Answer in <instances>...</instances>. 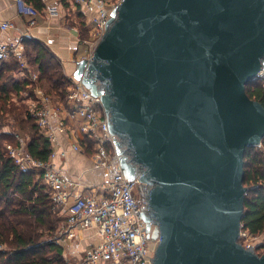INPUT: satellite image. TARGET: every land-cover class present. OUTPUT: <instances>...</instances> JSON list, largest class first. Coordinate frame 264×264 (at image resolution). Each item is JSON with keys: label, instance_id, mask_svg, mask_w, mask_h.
Returning a JSON list of instances; mask_svg holds the SVG:
<instances>
[{"label": "water", "instance_id": "95a60500", "mask_svg": "<svg viewBox=\"0 0 264 264\" xmlns=\"http://www.w3.org/2000/svg\"><path fill=\"white\" fill-rule=\"evenodd\" d=\"M262 69L264 0H123L76 61L121 170L146 186L151 264H264L238 241L244 153L264 138L245 86Z\"/></svg>", "mask_w": 264, "mask_h": 264}, {"label": "built area", "instance_id": "2783aa9c", "mask_svg": "<svg viewBox=\"0 0 264 264\" xmlns=\"http://www.w3.org/2000/svg\"><path fill=\"white\" fill-rule=\"evenodd\" d=\"M17 14L28 17V27L37 26L39 10L25 0H13ZM75 6L90 11L86 20L87 49L78 59L90 60L95 46L102 37L110 13L123 0H68ZM55 10L50 8L48 13ZM16 29L13 22L0 20V30ZM39 39L17 31L8 39H0V62L14 58L18 75L35 83L32 97H26L28 111L35 117L38 132L47 137L50 152L45 159L34 157L27 149L24 136L13 132L16 144H7L10 158L22 170H33L40 174V180L47 188L58 209L66 205V214L54 241L67 245L78 230H94L98 242L86 246L79 253L76 264H151L158 239H152L146 232L144 215L149 212L147 198L139 181L127 178L119 165V154L115 150L114 136L109 130L107 118L99 95L91 93L80 79L64 74L67 91L62 100L57 95L45 92L36 69L30 67L25 55V41ZM61 64V60L51 52ZM255 78H264V69ZM264 86V85H263ZM69 140V148L62 145V138ZM64 138V139H65ZM93 142L91 155L93 168L111 171L110 176L96 189L84 188L81 193L73 192V185L56 163L58 156L68 150L84 152L81 140ZM250 235L240 228L238 241L245 247L264 250V239L247 242Z\"/></svg>", "mask_w": 264, "mask_h": 264}, {"label": "trees", "instance_id": "16d2710c", "mask_svg": "<svg viewBox=\"0 0 264 264\" xmlns=\"http://www.w3.org/2000/svg\"><path fill=\"white\" fill-rule=\"evenodd\" d=\"M25 1L38 10L44 8L42 0ZM76 16L80 18L76 26L79 34L85 37L80 12ZM25 55L30 67L38 71L45 92L63 100L67 81L55 56L34 40L25 41ZM18 70L14 58L0 62V242L8 240L10 244L9 248H0V264H65L62 245L53 238L64 218L53 208L39 172L20 169L6 151L7 144L17 143L13 132H18L34 157L45 159L50 152L49 141L38 132L35 117L26 103L21 104L24 108L14 104L12 95L23 93V98L32 97L35 87V83L19 76ZM263 85L264 78H254L245 90L264 106ZM8 117L12 122L6 124L4 120ZM6 125L8 130L4 128ZM81 143L85 151L93 153L90 139L84 138ZM243 159L246 192L241 225L250 235H257L264 231V138L259 145L247 147ZM253 250L258 254L264 251Z\"/></svg>", "mask_w": 264, "mask_h": 264}, {"label": "crops", "instance_id": "0c3cea01", "mask_svg": "<svg viewBox=\"0 0 264 264\" xmlns=\"http://www.w3.org/2000/svg\"><path fill=\"white\" fill-rule=\"evenodd\" d=\"M44 8L37 16V26L28 27V17L17 14L13 0H0V20H9L14 23L16 29L0 30V39H8L17 31H23L27 35L39 39L45 44L51 52H53L60 60L61 66L65 74L74 75L76 70V61L85 53L87 44L85 39L88 36L86 20L91 14L83 8L75 6L68 0H42ZM68 5H67V4ZM52 8L54 13H48ZM80 12L81 19L86 28L85 37H81L77 27H68L66 25V17L68 12ZM65 138V137H64ZM62 138V145L69 148V140ZM92 153H79L68 150L65 155L58 156L56 163L64 172L65 178L72 183L73 192L81 193L84 188L96 189L98 185L103 183L112 173L103 169L93 168ZM69 199L66 205L70 202ZM66 205L58 207V214L65 217ZM98 236L94 230H78L75 237L68 241L67 250L74 261L78 258L79 253L88 245L98 242Z\"/></svg>", "mask_w": 264, "mask_h": 264}, {"label": "rangeland", "instance_id": "374dc122", "mask_svg": "<svg viewBox=\"0 0 264 264\" xmlns=\"http://www.w3.org/2000/svg\"><path fill=\"white\" fill-rule=\"evenodd\" d=\"M55 1H56V2H59V0H55ZM41 11H42V10H39L40 13H41ZM65 17H66V25H67L68 27H72V26L76 27V26H78V22L80 21V18H79L78 16H76L72 10H71L70 12H68V15H65ZM82 36H85V33H84ZM87 38H88V37H86V38H84V39H87ZM40 45H41V44H40ZM44 48H45L47 51L51 52V50L49 49V47L45 46ZM61 69H62V71H63L62 66H61ZM63 72H64V71H63ZM12 97H13L14 104H16V106L23 107V106H21V104H22L23 102H25V98H23V93H22L21 96H20V94H19V96H14V95H12ZM23 108H24V107H23ZM4 122H5L6 124L11 123V122H12V118H10V117L6 118V119L4 120ZM8 122H9V123H8ZM4 128L8 130L9 126L6 125ZM21 134H22V133H21ZM58 215L61 216V217H63V216L60 215V214H58ZM63 218H64V217H63ZM60 224H61V223H60ZM156 239H158V238H156ZM262 239H264V231H263L262 233H260V234H257V235H256L255 237H253V238L250 236V237L247 239V242H258V241H260V240H262ZM9 247H10V244H9L8 240H5V241H3V242H0V248H9ZM62 250H63V255H64V257H65V264H76V263H77V260L75 259V261H74L73 257L70 256L69 251L67 250V245H65V244L62 245Z\"/></svg>", "mask_w": 264, "mask_h": 264}, {"label": "flooded vegetation", "instance_id": "af4514ba", "mask_svg": "<svg viewBox=\"0 0 264 264\" xmlns=\"http://www.w3.org/2000/svg\"><path fill=\"white\" fill-rule=\"evenodd\" d=\"M124 154L127 156L129 155L127 150L124 152ZM137 169L140 170V167H137ZM145 187H146L145 185H141V188L144 190V192H145ZM146 217H147L146 225H147L148 230H149V236H150V238H152L151 235H152V233H154V231L156 229V223H155L154 219L151 217V215L149 214V212L146 214ZM152 239H154V238H152Z\"/></svg>", "mask_w": 264, "mask_h": 264}]
</instances>
